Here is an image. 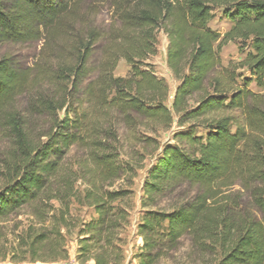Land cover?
I'll return each instance as SVG.
<instances>
[{"label": "trees", "instance_id": "obj_1", "mask_svg": "<svg viewBox=\"0 0 264 264\" xmlns=\"http://www.w3.org/2000/svg\"><path fill=\"white\" fill-rule=\"evenodd\" d=\"M213 5L231 23L223 36L208 26ZM159 32L179 81L170 106L147 62ZM230 40L250 50L224 66ZM6 41L41 45L25 68L0 58V260H67L75 235L77 260L125 264L132 184L151 157L135 264H169L185 241L204 264H264V96L250 88L264 87V0H0Z\"/></svg>", "mask_w": 264, "mask_h": 264}, {"label": "rangeland", "instance_id": "obj_2", "mask_svg": "<svg viewBox=\"0 0 264 264\" xmlns=\"http://www.w3.org/2000/svg\"><path fill=\"white\" fill-rule=\"evenodd\" d=\"M13 1V0H7ZM213 18L208 22V26L212 29L217 30L221 36L230 28L231 23L224 16L223 9L220 6H212ZM101 19H108V14L103 12L101 14ZM157 52L155 55L149 56L147 62L153 66V69L158 77L163 78L169 88V95L166 101V105L170 106L173 94L176 86L179 84V81L174 78L171 70L169 69L166 62L167 54V44L168 40L164 33L159 32L157 36ZM41 42L34 41L28 43H14V42H0V58L7 57L11 65L15 68L21 69L32 65L38 51L40 48ZM250 50L249 44L243 43L240 40H230L225 42L220 46L219 55L221 63L226 66L230 62H238L242 60L246 53ZM130 67L124 59H120L117 62V65L113 71L114 76H127L129 74ZM241 73L248 76L249 74L245 70H240ZM250 88L253 91L259 92L264 96V87H258L255 82L250 84ZM15 110H18L20 113L24 114V103L21 96H18L14 102ZM30 119H32L30 117ZM176 130L175 124L171 127L170 130L160 134V140L162 142L167 141L171 138L173 131ZM9 151V143L6 140L4 134L0 132V184H1V171L3 168L2 160L6 158V155ZM81 154L80 150L73 147L67 156V162L72 159L79 157ZM152 161L151 157H148L143 168L139 169L136 177L133 180L132 190L134 192V201L135 206L131 212V225L125 232L126 245H125V264H135L136 260L133 258L134 254L138 252V247L142 245V239L137 235L136 232V223L141 215L140 208V198L143 195L142 184L146 176L149 165ZM183 193H193L195 188L192 186L184 184L179 189ZM71 212L74 215H79L84 220H89L90 217L95 216L94 211L91 207H79L77 205L71 206ZM68 248V259L58 262H24V263H14L9 259L0 260V264H92V261L83 263L80 260L76 259L77 251V240L75 235H71L67 243ZM214 258H212L213 260ZM169 264H204V261L197 258L196 254L191 248V244L188 241L184 242L183 250L178 252L174 256V260Z\"/></svg>", "mask_w": 264, "mask_h": 264}]
</instances>
